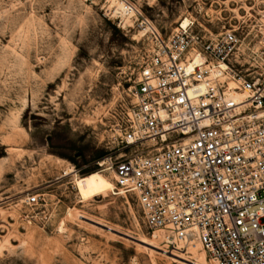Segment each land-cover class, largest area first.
Wrapping results in <instances>:
<instances>
[{
  "label": "rangeland",
  "instance_id": "374dc122",
  "mask_svg": "<svg viewBox=\"0 0 264 264\" xmlns=\"http://www.w3.org/2000/svg\"><path fill=\"white\" fill-rule=\"evenodd\" d=\"M126 1L125 18L113 0H0V264H191L98 162L147 45L139 9L164 33L189 19L218 31L264 0ZM98 171L108 186L82 197L78 181Z\"/></svg>",
  "mask_w": 264,
  "mask_h": 264
},
{
  "label": "built area",
  "instance_id": "2783aa9c",
  "mask_svg": "<svg viewBox=\"0 0 264 264\" xmlns=\"http://www.w3.org/2000/svg\"><path fill=\"white\" fill-rule=\"evenodd\" d=\"M250 13L164 33L139 9L147 45L98 160L133 191L147 232L200 242L209 264H264V12Z\"/></svg>",
  "mask_w": 264,
  "mask_h": 264
},
{
  "label": "bare ground",
  "instance_id": "6f19581e",
  "mask_svg": "<svg viewBox=\"0 0 264 264\" xmlns=\"http://www.w3.org/2000/svg\"><path fill=\"white\" fill-rule=\"evenodd\" d=\"M113 2H115L116 9L118 11H120L121 14L125 18L127 16H129V13H131L134 10L133 6L130 5L126 0H113ZM69 171H72V170L69 169L67 172H69ZM78 184H79V187L81 188V190H83L82 193H81L82 197L92 196L96 192L92 188L94 186H96V185L105 186V187L108 186L107 180H105L102 177V175H101V173L99 171H98V173H94L91 176H86V177L82 178L81 180L78 181ZM142 239L144 241H146V242H149V243L155 245V246H160L159 242L156 241V239L154 237H153L152 240L147 239V238H142ZM199 245H200V242H196V243H190L188 246L177 245V247L184 248V249L187 247V249L185 251H183V252L189 251V253L193 254V255H191L192 257H190V258L185 257V259H187V261L189 263H191V264H201L203 259H205V261L207 260V257H206V253H205L204 250H202V252L200 253V251L198 250L199 249L198 248ZM173 249L177 250L178 248L175 247ZM174 253H175V251H174Z\"/></svg>",
  "mask_w": 264,
  "mask_h": 264
},
{
  "label": "water",
  "instance_id": "95a60500",
  "mask_svg": "<svg viewBox=\"0 0 264 264\" xmlns=\"http://www.w3.org/2000/svg\"><path fill=\"white\" fill-rule=\"evenodd\" d=\"M98 222H100V221H98ZM100 223H102V222H100ZM102 224H104L105 226H107V227H109V228L115 229V230H117V231H119V232H122V233H124V234H127L128 236H131V237H133V238H135V239L143 240V239H141L140 237H137L136 235L130 234V233H128V232L121 231V230L116 229L115 227H112L111 225H108V224H106V223H102ZM143 241H144V240H143ZM145 242H146V241H145ZM148 243H149V242H148ZM150 244H151V243H150Z\"/></svg>",
  "mask_w": 264,
  "mask_h": 264
}]
</instances>
